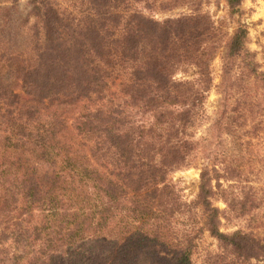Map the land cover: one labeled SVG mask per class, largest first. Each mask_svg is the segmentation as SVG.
Segmentation results:
<instances>
[{"label":"trees","instance_id":"trees-1","mask_svg":"<svg viewBox=\"0 0 264 264\" xmlns=\"http://www.w3.org/2000/svg\"><path fill=\"white\" fill-rule=\"evenodd\" d=\"M18 1H0V264H194L203 236L198 264H264V182L209 148L264 131L242 0H28L17 22ZM220 1L229 35L201 8ZM198 164L182 201L169 176Z\"/></svg>","mask_w":264,"mask_h":264},{"label":"rangeland","instance_id":"rangeland-1","mask_svg":"<svg viewBox=\"0 0 264 264\" xmlns=\"http://www.w3.org/2000/svg\"><path fill=\"white\" fill-rule=\"evenodd\" d=\"M27 2L28 0H19L17 2L16 8L12 12L13 17L17 20V22L21 20L28 11ZM5 5L1 4L0 6ZM201 8L211 16L215 24L221 25L224 32L226 30L228 35L234 29L237 17H227L226 10L221 1L218 4L210 2L206 4L202 2ZM238 10L240 13L238 19L240 23H243L246 26L247 30L246 48L248 51L254 53L255 61L259 64L260 70L264 71V0H242ZM184 12H186V9L176 8L164 14H156L155 18L176 16ZM219 55V53L216 54L210 65L211 76L213 79L212 87L203 104L205 121L197 130L196 137L202 136L205 133L206 128L210 126L221 106L222 96L219 94L218 88L220 76ZM179 76L180 75L177 77ZM110 89L111 91L115 90L113 84ZM212 134L213 141H211V144L209 145L212 153L219 154L226 152L225 156L227 161L228 155L236 160L239 159L245 165L243 170L245 177L250 181V183H253V181L264 182V131H260L251 139H246L243 142L240 151L236 148L232 150V147L228 144L227 137L223 135H220L218 138L215 137L217 134L214 130ZM199 167L200 165L198 164L196 167H190L188 169L179 170L170 174L169 179L175 189L179 192L182 201L187 202L193 199L198 184ZM224 186H226V184H224ZM214 206L218 209H223L224 207L219 201H215ZM239 226L240 225L238 224H223L221 231L228 233L235 230ZM205 251H215V241L203 236L198 243V250L192 258L194 264L199 263V259Z\"/></svg>","mask_w":264,"mask_h":264}]
</instances>
